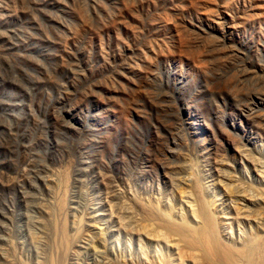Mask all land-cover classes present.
<instances>
[{"label":"rangeland","instance_id":"374dc122","mask_svg":"<svg viewBox=\"0 0 264 264\" xmlns=\"http://www.w3.org/2000/svg\"><path fill=\"white\" fill-rule=\"evenodd\" d=\"M203 205L264 245V0H0V264H220Z\"/></svg>","mask_w":264,"mask_h":264},{"label":"bare ground","instance_id":"6f19581e","mask_svg":"<svg viewBox=\"0 0 264 264\" xmlns=\"http://www.w3.org/2000/svg\"><path fill=\"white\" fill-rule=\"evenodd\" d=\"M205 223H207L206 226L209 227V230H207ZM201 225H202V227L203 226H205V227L202 228ZM214 228L215 227H213L211 218L209 219L208 209L204 206L203 209H201L200 211H197V213H194L192 215L191 221H189L188 224L176 225V228L173 229V231L175 230V232L178 234V236L184 237V235L186 234L190 238L193 237V241L195 242L193 244V248L195 247V249L198 248V249L206 250L207 246L205 245V243H203V241H204L203 238L207 239L205 241L208 244L209 249H211V250H209L210 256L212 255L211 251H213L212 252L213 254L214 253L216 254V258L219 256V260L217 259L218 260L217 263L235 264V260H234L235 257H239L241 260H243L245 257L248 264H264V245H262L260 247H257V246L255 247L254 243H251L250 245L243 246V248H245V249L242 251L226 250L223 247H221V245L218 243V239H219V237L217 235L218 233L216 232V230H214ZM191 245H190V247H192ZM253 253L258 254V255L260 254L261 256L259 255V257H263L262 261H257V262L252 261L251 262V258H253V255H254ZM214 255H212L213 258H214ZM215 262H216V260H215ZM236 264H238V261L236 262Z\"/></svg>","mask_w":264,"mask_h":264}]
</instances>
